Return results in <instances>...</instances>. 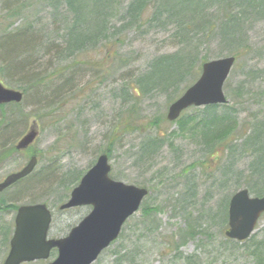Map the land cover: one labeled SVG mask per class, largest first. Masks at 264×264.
Here are the masks:
<instances>
[{"label":"rangeland","instance_id":"obj_1","mask_svg":"<svg viewBox=\"0 0 264 264\" xmlns=\"http://www.w3.org/2000/svg\"><path fill=\"white\" fill-rule=\"evenodd\" d=\"M61 2L63 0H0V42L8 37L9 32L24 26L29 27L28 33H34L37 38L35 46L38 39L41 41V47L31 54L33 61L26 68L34 74L29 82L35 84V78L64 68V76L59 80L63 83L74 76L75 81L71 84L75 100L68 101L54 115H44L46 110H39L35 99L60 97L53 94L60 81L57 80L52 87L49 85L40 89L41 86H36L39 97L35 96L36 89L32 88L23 103L25 111L31 115L27 124H15L18 133L7 137H3V129L0 131V146L13 145L35 116H42L38 117L39 137L30 148L41 153L35 173L55 170L53 176L45 182L41 178L34 188H23L29 180L8 187L0 192V200L18 206L48 201L54 212L50 237L67 235L72 226L90 212L88 206L59 208L67 202L71 191L79 183H73L72 175L70 181L73 184L70 182L69 185V175L84 174L101 153L110 148L111 176L123 182L147 186L149 194L141 208L129 218L119 238L93 264H264V215L250 238L232 240L223 232L228 222L222 207L225 199L238 189L246 187L250 191L249 186H256L264 192V184L255 183L251 176L250 168L255 156L244 151L243 144L251 132L249 125L254 121L253 116H264V96L261 93L264 77L255 74L264 68V5L255 4L243 10L236 7L240 2L233 4L236 12H242L239 15L245 21L241 28L237 27L239 35L230 44L237 48V52L240 51V55L225 83L226 107H218L216 113L232 107L234 116L213 122L212 117L210 123L203 124L198 116L204 113V107H199L197 111L188 107L181 117L182 122L166 119L168 121L157 125L153 122L157 117L166 116L172 103L169 98L177 90L176 86L169 92L159 90L143 95L128 116L132 102L139 98L136 99L128 88H121V84L113 85L117 75L110 76L105 71L108 74L106 82L103 83L105 79L99 82L100 79H94L82 63L89 57L95 60L93 55H97L102 57V68L110 69L108 71L122 68L123 73L132 68L144 70L148 58L179 49L175 47V26L167 23L163 27L150 26L147 30L135 26L124 33L119 55H123L124 61L126 54L134 52L132 55L139 60L133 64L134 59L126 65L125 61H120L118 65L115 56L117 45L110 48L103 46L101 53L79 52L77 56L68 57L63 49L66 48L73 16ZM214 4L213 10L206 9L205 16L221 15L224 4ZM15 9L17 14L14 15ZM236 38L240 40L234 41ZM1 45L9 47L11 40H5ZM61 49L62 56H58ZM231 49L224 47L221 36L215 30V34L199 46V60L205 56L216 59L232 55ZM112 52L114 57L111 59L109 54ZM23 56L20 61L30 57ZM75 59L82 63L75 64ZM6 62L0 50V78L6 86L19 89L15 79L20 80L24 72L9 70ZM165 131L170 138L174 137L175 150L167 143L155 153L144 156V141ZM221 137H225L226 142L237 140L235 147L244 150L238 148L236 152L233 149L231 154H223L221 147L215 143ZM26 151L7 153L0 158V182L25 166L30 159ZM48 186L52 187L55 196L45 193ZM251 194L256 195L252 191ZM147 209H153V213L145 215ZM15 216V211H0V264L10 248L6 239L14 231ZM56 256L52 252L50 259L28 264H46Z\"/></svg>","mask_w":264,"mask_h":264},{"label":"trees","instance_id":"obj_2","mask_svg":"<svg viewBox=\"0 0 264 264\" xmlns=\"http://www.w3.org/2000/svg\"><path fill=\"white\" fill-rule=\"evenodd\" d=\"M235 2H240L239 6L236 7L239 9L243 8V10H247L248 7L254 6L255 4L264 5V0H63L61 5L66 6L68 12L73 16L71 20V28L68 29V37L65 42L66 48L63 50L67 51L68 57H74V55L77 56L79 52H93L94 54L97 52L101 53V48L103 46L110 48V46L117 45L115 56L118 65H120L119 62L123 61V55H119V49L122 48V45H120L123 41L121 36H123L124 33H127L129 30H133L135 26L136 28L145 27L146 30L150 26L160 27L167 23L175 26L174 36L176 37L177 42L175 47H179V49L172 51V53H161V55L148 58L144 70L132 68L130 71L123 73V68L119 69L118 67L119 70L108 71L110 69L106 70L102 68L100 65L102 57L97 55H93L96 56L95 60H92L93 57H89L86 58L83 63L79 59H75V64L82 63L85 65L86 70L90 71V73L94 75V79H100L99 82L104 79L103 83L106 82L107 73H109L110 76L117 75L118 78L115 82H113V85L121 84V88H128L132 91L131 94L136 99L139 98L137 101H133V104L129 107L131 108L128 113L129 116L132 114L134 107L140 103L143 95L151 94L154 91L160 90L169 92V90L176 86L177 90L174 91L176 92L174 97L172 96L174 94L173 92L169 99L170 102L173 103L177 98H179L178 96L185 91L184 86L185 89H187L195 82V80L200 76L203 62L209 60L207 56L199 60L198 50L199 46L205 43L207 38L210 39L211 36L215 34V30L221 36L224 47L228 46L229 48H232L229 51H231L232 55L236 57V61L238 60L240 51L237 52V48L235 49L230 44L233 42L232 40L239 35L237 27L239 26V28H241V25L243 26L245 21L244 17L239 15L242 12H236V7H233ZM214 3H218V6H223L224 4L223 12L219 16H207L206 14V17L204 15L206 9L213 10L215 8ZM221 9L222 8H220V10ZM16 10L17 9L13 12L14 15L17 14ZM188 15L189 19H187ZM28 32L29 27L25 26L14 32H9L8 37L1 40L0 43L2 44L3 41L10 39L12 45L7 47L0 44V50L2 51L4 61H7L6 64L8 65L7 67L9 70L12 68L14 71L24 72L23 76L20 77V80H15L18 82L19 90L21 89V91L25 93V96L26 94H29L30 91L32 92L36 89L35 96L39 97L38 93L40 92L37 91L39 88L36 86H41L40 89H42L43 86L48 87L50 85L52 87L57 80L60 81V84L56 85L53 89V94L60 97H44V99H35V103L39 106V110H46L43 113L44 115L51 113L54 115V112L64 107V104L68 101L75 100V98H72L74 96L71 94L73 91V85L71 84L75 83L73 80L74 76H70L68 80L66 79V81L62 83L59 79L64 76V71L66 70L64 68L57 70L52 74L49 73L35 78L34 81L37 82L35 84L29 82L30 77H33L34 74L33 71L26 70V68L33 61L31 59V54L37 51V48L39 49V47H41V45H39V42L41 41L38 39V44L35 46L34 43H36L35 41H37V38L34 33ZM239 40L240 39L236 38L234 41ZM245 48H247V46ZM132 54H134V52L126 54L124 65L131 63L133 59L134 61L132 64L139 60L138 57L135 55L133 56ZM23 55H29L30 57L28 60L23 59L20 61L21 58L25 57ZM109 55L111 56V59L114 57L113 52ZM58 56H62V49L59 51ZM126 58L129 59L126 61ZM59 59L62 60L63 58L59 57ZM201 61L202 64L200 63ZM77 66L78 65H75V67ZM5 69L6 67H4V70ZM0 71H2V69H0ZM105 71H107V73H105ZM255 74L259 77H264V68ZM13 78L16 77L14 76ZM178 93L180 94L178 95ZM261 93L264 96V90H262ZM25 96L21 103L11 102L9 104L0 105V131L3 129V137H7L9 134L18 133V131H16L17 126H15V124H27L31 115L25 111L23 104ZM221 106H224V108L226 107L225 104L207 105L202 109L204 113L199 114L198 117L203 120V124H208L210 123L209 120H211L212 117L213 122L215 120L226 119L230 116H234L235 112L232 110V107H229L222 113H216L218 107ZM194 108L196 111L199 109V107ZM184 113L185 111L180 115L179 119L176 120L178 123L182 122L181 117ZM38 115L39 114H37L34 119L39 125L38 120L42 116L39 117ZM253 117L254 121L249 125L251 132L246 136L247 139L243 143L245 150L241 147H235V142L237 140L226 142L225 137H221L220 140H216L215 143L221 147L223 154L226 153V155L233 149L234 152L240 149L249 151L248 153L252 154V156L254 155L255 159L250 168L251 176L255 180V183L264 184V182H262V180H264V116L259 117V115H254ZM155 119L156 122L154 121L153 124L157 125L163 121H168L166 120V116H160ZM27 127L29 128L30 125ZM26 130L24 132H26ZM165 133L166 131L163 133H157L154 136L149 137L147 141H144L142 147V151L145 154H143L144 156H149L155 153V151L161 149L167 143L170 145L172 150H175L173 145L174 137L172 136L170 138V136ZM173 134L176 133L174 132ZM10 145L11 144L0 146V148H2L0 150V158L7 153L11 155L16 152H21L15 148V144ZM110 150V148L107 150L105 149L104 153L111 156ZM26 152L29 153L30 156L33 154L37 155L40 162L41 153H39L37 149L35 151L29 149ZM35 171L20 180H29V182H26V184L23 185V188H34V186L41 181V178L45 182L46 179L48 180V178L51 177V175L53 176L55 173V170H52V172L47 171L45 173H42V171L35 173ZM82 175L83 172H80V174L72 173L69 175V185L71 182V176L74 178L73 183H78ZM73 183L71 182V184ZM249 187L250 191L256 193V195H264V192L261 191L262 189H258L256 186ZM51 188L48 186L45 193L49 192L50 196H55L53 195V189ZM230 197L231 196L225 199V204L223 203L222 206L225 208L224 213L226 214L225 219L227 222L229 216V214H227L229 206L228 202ZM44 202L48 204V201L44 200ZM18 207V205L7 202L6 200H0V211L16 212ZM152 210L147 209L144 211L145 215L153 213ZM10 234L11 232L9 233L6 241H10L12 237V234Z\"/></svg>","mask_w":264,"mask_h":264},{"label":"water","instance_id":"obj_3","mask_svg":"<svg viewBox=\"0 0 264 264\" xmlns=\"http://www.w3.org/2000/svg\"><path fill=\"white\" fill-rule=\"evenodd\" d=\"M235 56L205 61L201 76L168 108L167 119L175 121L186 108L227 103L225 82L236 63ZM24 93L9 88L0 80V105L20 103ZM39 134L34 121L18 140L15 147L24 151L30 148ZM38 163L37 156L21 170L7 175L0 182V192L31 174ZM112 165L109 156L102 153L80 183L73 188L69 201L62 209L81 205L91 206L92 211L61 238H49L52 211L45 203L21 205L15 217V229L10 250L3 264L30 263L51 257L56 248L57 257L47 264H92L101 252L110 246L122 232L130 216L139 210L148 188L128 184L110 176ZM229 228L226 236L239 241L246 240L254 232L257 221L264 213V196H251L247 188L233 194L229 201Z\"/></svg>","mask_w":264,"mask_h":264}]
</instances>
